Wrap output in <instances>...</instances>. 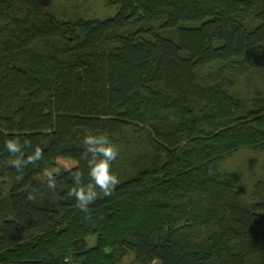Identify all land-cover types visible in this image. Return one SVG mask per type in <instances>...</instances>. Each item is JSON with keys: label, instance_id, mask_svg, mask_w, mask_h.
Instances as JSON below:
<instances>
[{"label": "trees", "instance_id": "16d2710c", "mask_svg": "<svg viewBox=\"0 0 264 264\" xmlns=\"http://www.w3.org/2000/svg\"><path fill=\"white\" fill-rule=\"evenodd\" d=\"M52 1L0 0V264H264V178L243 202L221 170L264 153V0H107L114 17L75 22ZM101 133L120 183L83 212L65 169L87 183ZM16 136L44 152L22 172Z\"/></svg>", "mask_w": 264, "mask_h": 264}, {"label": "clouds", "instance_id": "9594fccd", "mask_svg": "<svg viewBox=\"0 0 264 264\" xmlns=\"http://www.w3.org/2000/svg\"><path fill=\"white\" fill-rule=\"evenodd\" d=\"M82 143L85 151L81 154V158L86 160L88 164V182H84L82 170L72 171L70 168L65 170L71 173L73 179V186L69 189L68 196L75 198L76 207L87 212L88 205L94 203L101 193L104 196L112 195L120 183L119 177L112 170L113 162L120 155V150L110 140L107 133L86 134ZM30 146V140L24 139L22 144L19 136L5 141V148L10 154L7 163L18 172H22L29 164L38 165V162L44 158L43 149L39 145L35 146L33 152L26 155V148ZM62 167L57 165L43 170L42 183L46 182V187L53 192L57 188V177L61 174ZM27 198L35 200L36 196L29 193Z\"/></svg>", "mask_w": 264, "mask_h": 264}, {"label": "rangeland", "instance_id": "374dc122", "mask_svg": "<svg viewBox=\"0 0 264 264\" xmlns=\"http://www.w3.org/2000/svg\"><path fill=\"white\" fill-rule=\"evenodd\" d=\"M46 12L60 21H103L114 17L117 8L109 6L107 0H53L47 5ZM57 165L72 166V164L63 161H57ZM221 170L238 174V185L242 189L241 200L248 202V196L252 191L254 182L264 178V153L251 150L238 151L224 161ZM39 179L43 181V175L39 176ZM262 216H264V213H262ZM90 243H92L91 239L88 244ZM131 260L132 256L129 255L125 262L129 263Z\"/></svg>", "mask_w": 264, "mask_h": 264}]
</instances>
